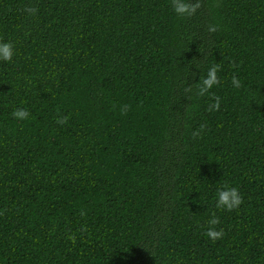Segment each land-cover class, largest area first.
Instances as JSON below:
<instances>
[{
    "label": "trees",
    "instance_id": "obj_1",
    "mask_svg": "<svg viewBox=\"0 0 264 264\" xmlns=\"http://www.w3.org/2000/svg\"><path fill=\"white\" fill-rule=\"evenodd\" d=\"M201 4L0 0V264H264V0Z\"/></svg>",
    "mask_w": 264,
    "mask_h": 264
},
{
    "label": "clouds",
    "instance_id": "obj_2",
    "mask_svg": "<svg viewBox=\"0 0 264 264\" xmlns=\"http://www.w3.org/2000/svg\"><path fill=\"white\" fill-rule=\"evenodd\" d=\"M171 7L173 11L180 17L191 18L194 16L197 11L202 7L201 0H170ZM29 12V14H36L38 9L36 7H28L24 9ZM208 31L210 33H215L218 31L216 25H209ZM14 56V45L11 42H5L0 40V61L11 62ZM221 70V64L217 63L211 66L208 70L206 77H201L199 83H195L197 89V95L200 97L206 96L209 94L210 90L215 86L220 84V78L218 72ZM235 88H240L241 82L237 76H233L231 80ZM186 92H192V86H188L185 89ZM214 103L209 104L208 111H220L221 108V99L215 94L212 95ZM129 110V105H123L120 109L122 115H127ZM30 111L27 108H17L12 112L14 119L18 121H26L30 118ZM68 116L58 117L57 123L60 125L68 123ZM206 125L201 124L197 131L192 133L193 139L200 137L201 134L206 130ZM244 200L242 195L239 192V189L232 187L225 183L216 193V204L215 207L220 210H226L232 212L238 209ZM2 214V213H0ZM221 224L220 218L217 216L216 212L211 213V218L207 221V230L205 236L210 238L213 242L221 240L224 235V229L218 227ZM70 239L75 242L74 237Z\"/></svg>",
    "mask_w": 264,
    "mask_h": 264
}]
</instances>
